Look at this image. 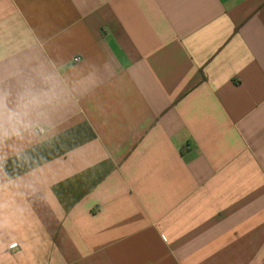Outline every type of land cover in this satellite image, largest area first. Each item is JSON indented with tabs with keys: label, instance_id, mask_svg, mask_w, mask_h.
Here are the masks:
<instances>
[{
	"label": "crops",
	"instance_id": "1",
	"mask_svg": "<svg viewBox=\"0 0 264 264\" xmlns=\"http://www.w3.org/2000/svg\"><path fill=\"white\" fill-rule=\"evenodd\" d=\"M34 68L0 264H264V0H0V77Z\"/></svg>",
	"mask_w": 264,
	"mask_h": 264
},
{
	"label": "clouds",
	"instance_id": "2",
	"mask_svg": "<svg viewBox=\"0 0 264 264\" xmlns=\"http://www.w3.org/2000/svg\"><path fill=\"white\" fill-rule=\"evenodd\" d=\"M31 72L34 75H24L22 71L12 73L11 78L16 79L15 85L7 83V78L0 77V145L7 139H22L25 133L33 132L34 121L43 114L45 106L56 99L55 77L43 68H34ZM37 80L40 81L39 87ZM2 168L3 157H0V170ZM10 183L15 184L14 181ZM2 188L3 185H0ZM14 203L0 198V219ZM14 210L20 215L26 211L20 204H16Z\"/></svg>",
	"mask_w": 264,
	"mask_h": 264
},
{
	"label": "built area",
	"instance_id": "3",
	"mask_svg": "<svg viewBox=\"0 0 264 264\" xmlns=\"http://www.w3.org/2000/svg\"><path fill=\"white\" fill-rule=\"evenodd\" d=\"M78 60H79L78 57L74 58V61H78ZM37 133H38V134H43V133H44V130H43L42 128H38V129H37Z\"/></svg>",
	"mask_w": 264,
	"mask_h": 264
}]
</instances>
